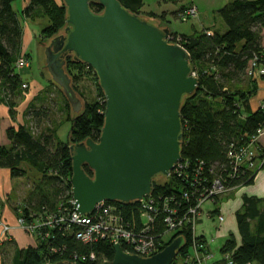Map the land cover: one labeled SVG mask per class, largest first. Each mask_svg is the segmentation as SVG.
I'll use <instances>...</instances> for the list:
<instances>
[{"label":"trees","instance_id":"1","mask_svg":"<svg viewBox=\"0 0 264 264\" xmlns=\"http://www.w3.org/2000/svg\"><path fill=\"white\" fill-rule=\"evenodd\" d=\"M118 1L128 12L140 18L158 17L153 14H148L147 17L142 15L143 0ZM14 2L16 0H0V91L11 107L26 91L22 88L26 83L16 69L21 54L23 30L18 15L13 10ZM90 9L97 15L104 12V7L96 2L90 3ZM185 11L184 6L179 13ZM23 14L27 19L48 18L50 24L41 35L52 39L62 34L68 26L67 8L62 0H30ZM218 16L225 28L224 32L207 29L195 31L191 36L173 33L170 38L171 43L179 44L188 52L192 73L197 74L199 87L193 96L183 100V141L179 167L167 177L165 184L159 185L155 180L153 182L151 197L155 204L149 205L156 214H153L155 223L148 236L156 241L162 239L168 217L178 220L191 216L190 210L197 206L198 201L208 196L213 180L221 179L226 188H238L251 185L258 171V167L236 168L228 155L231 151L247 147L257 132L264 129V108L250 113L244 106L253 93L250 88H254L259 79L249 75L250 63L258 58V66L264 65V0H230L218 10ZM65 61L66 73L70 76L78 97L79 93L74 85L82 68L95 74L104 100V93L94 70L76 61L72 55H68ZM61 94L64 96L62 90ZM220 99L221 103L217 104L216 101ZM47 101L48 94L44 92L27 113L33 130L48 124L51 110ZM53 103L57 107V102ZM65 105L67 108L71 107L67 99ZM83 107L85 111L69 121L72 124L71 144L59 143L56 131L48 130V127L37 137L27 128L20 127L8 130V139L11 141L9 148L0 146V167L9 169L12 179H35L24 203L17 210L28 223L46 212H55L60 208L73 209L70 146L88 139L97 142L105 122V102L102 105L88 103ZM257 148L261 152L257 157L262 160L264 151L259 143ZM84 168L92 177L93 173L86 166ZM211 201L215 205L219 204V196H212ZM105 208L115 211L114 214L128 230L136 234L142 230L141 204L113 202L106 203ZM103 215L104 212L97 214L96 219L102 220ZM236 220L239 241L235 235L230 234L220 250L222 259L213 264H264V199L245 198L242 209L236 213ZM80 230L75 227L70 234V231L57 228L46 238L48 231L43 228L42 237L36 238L34 247L15 250L13 263L55 264L84 257L87 261L84 264H93L91 255L99 262L114 259V247L108 240L94 236L92 241L84 242L75 234ZM177 237H182L185 241L178 257L184 258L185 264H197L196 261H190L195 242L199 252H208L205 238H194L191 223L171 238L168 237V241L162 243L164 246L160 251ZM7 243L2 244L1 249ZM14 246L17 247L16 244ZM78 264L82 262L78 261Z\"/></svg>","mask_w":264,"mask_h":264},{"label":"water","instance_id":"2","mask_svg":"<svg viewBox=\"0 0 264 264\" xmlns=\"http://www.w3.org/2000/svg\"><path fill=\"white\" fill-rule=\"evenodd\" d=\"M62 1L68 26L45 42L41 69L62 90L74 116L84 102L66 73L68 55L94 70L105 97L100 139L70 146L74 210L86 215L101 203L141 201L151 195L154 180L159 184L170 176L181 161L183 100L196 93L199 80L188 52L170 42L168 24L133 15L118 0ZM91 2L104 12L94 14ZM184 245L177 237L149 258L115 246L114 259L101 264H174Z\"/></svg>","mask_w":264,"mask_h":264},{"label":"rangeland","instance_id":"3","mask_svg":"<svg viewBox=\"0 0 264 264\" xmlns=\"http://www.w3.org/2000/svg\"><path fill=\"white\" fill-rule=\"evenodd\" d=\"M145 1L148 2V1H152V0H145ZM191 1H193V4L191 3ZM228 1L229 0H177V1L172 2L169 0V2H168L169 5L168 6L162 5V7L174 9V6L180 7L183 3H185L184 5H186L185 6L186 10L187 9H195L194 15H192V16H188L186 18L185 16H187V15H182L181 13L178 12L177 14H175L176 17L173 18L174 20H173V24H172V29L178 33H186L185 35H187V33H193L194 29L197 31H202L203 27L212 28L215 26L216 28L222 29V27L220 25L222 23V21L220 20V18L218 16V10H220L223 6H225ZM21 2H22V0H17L16 3L21 4ZM155 7H157V6H155ZM151 9L152 10L154 9V5H151ZM41 14H43V13H41ZM142 15L147 17L148 13H143V11H142ZM181 16H184V17L182 18ZM149 18H151V17H149ZM157 18L154 17L151 19H157ZM181 35H184V34H181ZM50 38L51 37L40 35V42L38 45L39 59L33 58V60H31L32 58L29 55H27L28 57L26 55L21 56V57H26L28 60V63H29L27 68L22 69L24 71V73H23L24 79L28 80L29 82L32 79L40 82L41 76H42V78L44 80H46V83H47L45 85L46 88L40 94V96L44 92L48 94V101L46 103H49L48 107L51 110L49 113L48 124L46 125V127H44V124H43L42 127H37L36 130L32 129L31 132L35 137H37L39 134H41L45 131V128L48 127L47 128L48 130H51L53 132L56 131V139L59 143L61 141H63L64 143L71 144L73 142V140H72V137H71V134L69 133V131L72 127V124L69 121H73L78 115L83 113L85 111V107L80 114H78L77 116H74L72 111H71V107H69V108L66 107V105H65L66 99L64 96H62V94L60 95L61 90L58 88L57 85H55L53 83V81L51 79L47 78V76L45 75V73L41 69V68L46 67V65L42 62V60L40 58V54L44 48L45 42L47 40H49ZM263 43H264V38H263ZM194 75L196 76V78H198L196 73H194ZM74 87L76 88L77 92L79 93V97L83 100L84 106H85V104H88V103H90V104L91 103H97L99 105H102L105 102V97L103 100V97L101 96L100 89L98 87V82L96 80L94 73H88V71H84L82 68H80L79 77H78L77 81H75ZM27 88H28V85H27ZM27 88H25V90ZM53 102H57V107H56V105L54 106ZM216 103L220 104L221 99L217 100ZM256 149L258 152L256 153V151H255V153L258 154V156H260L261 155L260 150L258 148H256ZM256 160H255V163H256ZM263 166H264V157L262 158V160L259 161V163H257L256 167H258V171H259ZM26 170L29 171V169H26ZM166 179L162 183H159V185L165 184ZM34 181H35V179L26 177V178L21 179L17 182V184L14 188L13 194L10 197V200L13 202V205L16 206V204L20 205V204L24 203V201L27 197V194H28L29 190L31 189V186L34 184ZM155 183H157L156 180H155ZM243 186H246V185H243ZM236 189L237 188L218 189L217 193L219 196V204L215 205L211 200L206 201L205 204L207 202H211L212 207H214V213L212 212V214H210L209 216L212 217L216 222V225H215L216 232L220 231L219 232L220 235H227V236H229L230 234H233V235H235L236 239L239 241V232H238V227H237L238 225H237V220H236V208L233 206L234 203L232 201H230L228 203V200L232 197V195L234 194ZM223 203L225 205H224V208L220 211V214L216 213V210L218 209V207H220ZM3 206H4V203H1L0 204V222H2L3 225L0 227V254L3 255L4 264H14L13 260L15 257V250L18 248L15 247L13 243H7L3 247V249H1L2 244H4V242L6 240L10 239L9 237H7L6 240L2 239L4 237H6V235L3 236V234H2V232L4 230V226L6 225L10 228V233H11V230L13 228H17V229L22 230L23 232H25L29 236L33 237L35 242H37L36 236L38 235V232H37V234L36 233L31 234L30 232H28L29 228L27 227V225H24V224L21 225L19 223V220L22 218L21 212L17 216L16 226L15 227L10 226L3 219V215H2V207ZM201 211H202V208H201L200 213L198 215V219H197L196 225L193 229V233L197 232L196 228L198 230L199 217L201 215ZM20 214H21V216H20ZM221 217L223 218L222 222L219 220V218H221ZM173 235H174V232L169 233V235L167 236V239L171 238ZM215 240H216V238H212V240H210V244H212ZM223 243H225V242H223ZM207 246H208V242H207ZM205 250H206V248H205ZM210 250L211 249H208V252L202 253V252H198V250H195V248L192 247V250H191L192 253H190V254L192 256H194V254L195 255L199 254V256L201 258L205 259L203 264H209V263H212L214 261V255L220 254V246L217 249L212 247V250L211 251ZM201 254H211V258L209 259V261H207L208 260V259H206L207 255L203 256ZM175 261H176V264H185L186 263V260L184 258H180V259L178 258ZM92 263L94 264L95 262H92Z\"/></svg>","mask_w":264,"mask_h":264},{"label":"crops","instance_id":"4","mask_svg":"<svg viewBox=\"0 0 264 264\" xmlns=\"http://www.w3.org/2000/svg\"><path fill=\"white\" fill-rule=\"evenodd\" d=\"M230 1V0H229ZM228 1V2H229ZM17 2V0H16ZM14 2L13 10L17 13L18 19L21 23L23 36H22V44H21V56L29 55L33 60L39 59L38 55V45L40 42V35L42 31L49 26L50 21L48 18H38V19H27L23 12L28 7L30 0H22L21 4ZM144 6L142 8L143 13L153 14L154 16H158L156 20H159L163 24H168L171 27V33L175 34H186V33H178L172 29L173 18L176 17L180 9L186 5L183 3L180 7L174 6V9L164 8L163 6H168L169 0H152L145 1ZM227 2V3H228ZM193 4V1H191ZM151 5H154V9H151ZM157 6V7H155ZM196 6V5H195ZM161 17V18H160ZM222 29L216 28L215 26L212 28L203 27L202 30L207 29H219L222 32L225 31L223 24H220ZM200 32L194 29V32ZM193 33H187V35L191 36ZM20 71L22 75V79L24 83L28 85V88L25 92L22 93L16 101L14 102V106L10 107L7 101L5 100L4 93L0 91V146L9 148L11 146V141L8 139L7 132L10 128L18 129L20 127H25L29 131L32 130V124L29 121L27 113L34 103L36 99L39 98L40 94L46 88L45 85L46 80H44L41 76V81H35L32 79L30 82L24 79V71ZM253 90V93L248 97L247 102L244 104L247 111L256 112L257 110L264 108V78H259L255 83L254 88H250ZM248 114V113H246ZM71 130V129H70ZM70 133V131H69ZM63 142V141H61ZM259 146L264 151V129L259 138ZM21 179H12L10 175V170L6 168L0 167V204L4 203L2 207V215L3 219L12 227H15L17 224V216L20 211H17L19 205H13V202L10 200V197L13 194L14 188L17 182ZM258 198L264 199V166L256 173L255 179L251 185L240 186L236 189L232 197L228 200V203L232 201L234 203V207L236 208V213L242 209L245 198ZM205 204V203H204ZM202 206L201 215L199 217L198 230L196 228V236L204 237L208 242L209 249L212 250V247L217 249L220 246V250L224 245L223 242H226L228 239L227 235H220L215 230L216 222L209 215L214 213V207H212L211 202H207ZM224 203L218 207L216 213L220 214V211L224 208ZM225 221V220H224ZM222 227V226H221ZM221 229V228H220ZM219 229V230H220ZM10 239L5 242L16 244L17 248L20 250L26 249L29 246H35V240L33 237L29 236L25 232L20 229L13 228L11 230ZM212 238H216V240L210 244V240ZM4 242V243H5ZM210 250V251H211ZM214 255V254H213ZM3 255L0 254V264L2 263ZM222 259L221 254L214 255V261L209 264L217 263Z\"/></svg>","mask_w":264,"mask_h":264},{"label":"built area","instance_id":"5","mask_svg":"<svg viewBox=\"0 0 264 264\" xmlns=\"http://www.w3.org/2000/svg\"><path fill=\"white\" fill-rule=\"evenodd\" d=\"M194 11L195 9H187L181 14L187 15L185 16L187 18L188 16L194 15ZM181 17L183 18L184 16ZM258 62L259 59L256 58L253 62L250 63L249 75L254 78L264 77V65H260L259 67ZM28 65L29 63L27 58L20 57L16 63V69L20 72L22 69L27 68ZM22 88H27V85L24 84ZM262 131L263 130H259L257 132L256 136L251 139V142L247 147H241V149L231 151L229 153L228 157L234 163L236 168H256L257 163H259L260 161L259 159L256 160V158H258V154H256L258 151L256 148L258 147L259 137L261 136ZM179 164L175 167V169L179 167ZM222 188L229 189L226 188L225 185H222L221 179L213 180L212 187L210 188L208 196L198 201L197 206L194 209L190 210V217L187 216L184 217V219L178 220L168 217L166 219V231L160 241H156L148 236L151 226L155 223L153 214H156L154 213V209H152V207L149 205L151 204L153 206L155 204V201L151 197L152 193L149 197H146L141 201H137V203L142 205L143 209L140 215L142 230L138 234L128 230L127 227L123 225L122 220L114 214L115 211L111 209L107 210V208H105L106 203H101L96 207L93 212L86 215H82L74 210L72 200V210H68L67 208L62 210L60 208L58 211L55 212H46L45 214H41L34 217L35 219H33L31 223L26 222L25 218L22 217L19 220V223L21 225H27V227L29 228L28 232H30L31 234H37L38 232V235H35L36 238L42 237L41 230L43 228L48 231L45 236L46 238H48L52 234V232L55 231L57 228L65 229L66 232L70 231L71 234L74 232L75 227H79L81 230L77 231L75 234L77 235L78 239L83 240L84 242H90L94 239V236H97L100 239L108 240L110 245L113 247L120 246L126 254L149 258L160 252V248L164 246L162 243H166L168 241L167 236L169 235V233L174 232L175 234L181 231L182 228L188 223H191L192 228L194 229L202 205L206 201L211 200L212 196H218L217 191L218 189ZM101 212H104L102 220L101 218H99V220L96 219L98 217L97 214ZM219 220L222 222L223 218L221 217L219 218ZM2 225V222H0V227ZM2 234L3 236L6 235V237L2 238L3 240H6V238L10 236V228L5 225ZM194 238L198 239L195 233ZM193 247L199 252L198 244L196 242L194 243ZM201 248L202 247H200V249ZM210 258L211 254L207 255V261H209ZM90 260L91 262H98L94 255L90 256ZM204 260L205 259L201 258L199 254H194V256L190 259V261L192 262L196 261L197 264H203ZM78 261L82 262V264L87 262L84 257L80 259L77 258L71 262L78 264ZM101 263L103 262H98V264Z\"/></svg>","mask_w":264,"mask_h":264}]
</instances>
